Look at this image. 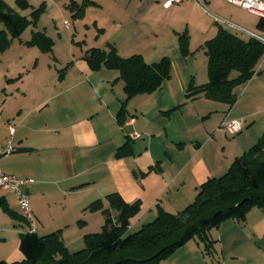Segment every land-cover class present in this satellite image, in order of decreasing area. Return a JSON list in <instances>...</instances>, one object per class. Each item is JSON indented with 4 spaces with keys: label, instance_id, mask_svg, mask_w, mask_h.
<instances>
[{
    "label": "crops",
    "instance_id": "crops-1",
    "mask_svg": "<svg viewBox=\"0 0 264 264\" xmlns=\"http://www.w3.org/2000/svg\"><path fill=\"white\" fill-rule=\"evenodd\" d=\"M3 1L24 16L42 7L35 24L20 31L9 45L0 47V150L8 140L14 147L0 155V167L18 178L32 179L23 189L29 195L34 222L22 232L44 235L57 227L67 229L93 201L99 199L107 207L106 197L113 192L129 203H139L138 212L128 223L129 231L153 220L158 206L178 213L194 199L202 181L225 173L234 158L257 141L260 131L264 132V57L254 75L233 88L236 100L229 105L203 93L185 96L190 83L198 85L208 80L205 52L199 59H191L198 51L189 46L190 53L172 62L170 76L164 78L159 89L131 96L121 110L124 90L118 71L91 69L86 54L94 45L78 49L72 44L73 31L56 23V12L62 5L83 20L88 7L76 14L69 3L84 4L88 0H23L27 7H21L18 0ZM92 1L88 4H94ZM153 1L162 6L167 2ZM176 4H190L195 9L192 21L199 22L201 29L211 18L201 0L174 1L168 8L172 10ZM104 16L116 21L110 12ZM216 17L228 22L231 31L242 37L249 34L239 27L264 36V24L256 23L260 16L253 24L261 31ZM1 24L0 31H5ZM35 32L50 38L49 49L27 43ZM205 33L203 30V43L216 34ZM110 44L120 55L119 45ZM158 90L165 95L156 93ZM233 118H243L244 124L240 132L229 134L221 128V122ZM10 124L14 126L12 134ZM134 132L139 136L132 137ZM124 143L127 152L119 153ZM3 196L8 203V196ZM94 212L97 222L104 223V212ZM86 214L79 218L78 226L82 227L74 234L76 241L92 222ZM50 215L54 225L46 223ZM243 219L229 217L212 227L207 234L214 240L213 249L229 252L232 264H264V206L252 207ZM63 236L67 240L72 237L70 233ZM200 243L196 236L185 243L180 260L183 264L199 258ZM183 246L171 254L183 250ZM22 258L19 250L13 261Z\"/></svg>",
    "mask_w": 264,
    "mask_h": 264
},
{
    "label": "trees",
    "instance_id": "trees-1",
    "mask_svg": "<svg viewBox=\"0 0 264 264\" xmlns=\"http://www.w3.org/2000/svg\"><path fill=\"white\" fill-rule=\"evenodd\" d=\"M18 3L22 4L21 7H27L23 0H18ZM69 6L71 9L76 7L78 14L83 5L71 2ZM41 10V6L34 8L31 17L27 18L0 0V21L6 28L0 31V47L9 45L10 40L18 37L28 24H35ZM262 22L264 18L260 17L256 23L261 26L264 24ZM217 25L216 34L202 44L207 56L208 80L198 85L190 83L185 96L194 97L203 93L208 98L232 105L236 100L233 88L244 84L254 75L259 61L264 57V44L253 36L242 37L221 24ZM7 35L10 37L7 38ZM185 38L186 33L183 32L179 39L182 52L186 55L190 52ZM27 43L44 50L51 46L50 38L41 32H35ZM86 56L91 69L105 67L118 71L124 90L121 110L131 96L159 89L164 78L170 76L167 56L147 62L139 53L119 55L116 47L110 43L107 49L90 47ZM233 71L236 75L230 76ZM127 148V143H124L119 147V153L127 152ZM227 168L222 175L202 181L194 199L180 212L173 213L158 206L155 218L135 231L128 230V223L138 212V201L129 203L118 193H110L106 197L109 202L107 207L99 199L89 205L90 209L104 212L105 221L101 231L83 237L84 247L69 251L61 240L59 229L44 235L28 230L20 232L18 240L23 258L14 261L0 259V264H157L195 236L204 243L205 249L211 251L214 240L207 233L212 227L229 217L244 220L252 207L264 206V132ZM0 206L12 216L29 223L8 206L3 195L0 196Z\"/></svg>",
    "mask_w": 264,
    "mask_h": 264
},
{
    "label": "rangeland",
    "instance_id": "rangeland-1",
    "mask_svg": "<svg viewBox=\"0 0 264 264\" xmlns=\"http://www.w3.org/2000/svg\"><path fill=\"white\" fill-rule=\"evenodd\" d=\"M89 1L90 0L82 4L83 6L81 7L83 9L88 7V13L83 16V20H80L81 15L74 16L75 14H72L67 5L61 4L60 12H56V23L60 28L65 25L69 28V31H73L75 35L72 44L78 49L83 48L84 50L92 45L108 48L109 44H107V41H109L110 43L119 45L120 55L122 56H128L134 52H139L147 62L158 61L163 56H167L170 60V68L172 67V62H176V60L180 61L181 59L183 60V57L187 55L182 52L183 50L179 39V36L183 32L186 33L185 39H187L188 52H190L189 46H191L194 51H198V54H195L191 59H194V57L199 59L198 57L204 55V51H202L203 42L201 41L204 36L202 34L203 30H205V34L212 36L217 32L218 23L223 24L224 27L231 30V27L227 26L228 22L223 20L219 21L216 15L225 18V20L236 21L238 22L237 24H241L244 27L261 31L255 27V24H253L255 20H258V16L242 11L241 8L227 2L226 0H201L204 3V12L211 17L204 21H208V23L203 24L204 29L200 28L199 22L194 23L192 21L195 16V9L190 7V4L186 7L177 6L178 4H176L171 10L168 7L174 1L164 3L163 6L161 3L154 2L153 0H96L100 5H96L95 0H91L94 4H88ZM121 2H125V5H119L122 4ZM13 6H15V4H13ZM73 10H77V8L74 7ZM80 10L82 11V9ZM26 11L29 12L28 9H26ZM109 12L111 16H114L112 18L116 21L106 20L107 18L104 15L107 13L109 15ZM30 17L31 16H27V18ZM214 20H217L218 22H215ZM66 23H69V25ZM1 25L0 22V28L2 27ZM32 36L33 34L30 38H32ZM8 37H10V35H7V38ZM15 43L16 42H14L13 45H15ZM193 61L197 62V60ZM233 75H236L235 71H233L230 76ZM159 91L160 90L156 93L165 95V92L162 91L161 94ZM256 126L257 124L253 127ZM261 133L262 131H260V135ZM1 195L8 196L9 207L18 211L19 215L22 214L17 202H13L14 200L11 192L0 190V196ZM84 210L87 211L82 214H77L74 218L75 222L69 225V228H59L61 240H65V245L69 251L79 250L84 247L85 241L83 237L88 233L101 231L102 224H104L97 222L96 214L94 212H100L101 210L89 208ZM91 212H93V214ZM86 213H88V216L86 217L91 218L92 222L82 229V236L76 241L73 239L74 234L78 231V228L82 227L78 226L80 221L79 218H84L85 215H87ZM53 220L54 218L50 215L47 218L46 223L54 225L55 223H53ZM27 227L29 226L25 221L21 218L19 219L12 216L8 210L3 206H0V259L4 258V260H7L9 258L10 261H13L15 253L19 252V230L22 232V229ZM138 228H140V226L134 227L131 231H135ZM65 233H70L72 237L68 240L64 239L63 234ZM200 242L198 248L199 252H197L199 258L191 264H232L233 259H231V254L229 252L222 253L220 252V249H217L218 251L216 252L213 248L210 251L203 247L204 243L202 241ZM185 249L186 244L183 246V250L162 258L157 264H183L180 260ZM233 264H235V262H233Z\"/></svg>",
    "mask_w": 264,
    "mask_h": 264
},
{
    "label": "built area",
    "instance_id": "built-area-1",
    "mask_svg": "<svg viewBox=\"0 0 264 264\" xmlns=\"http://www.w3.org/2000/svg\"><path fill=\"white\" fill-rule=\"evenodd\" d=\"M171 1H181V0H167L166 3H169ZM227 2L234 4L235 6H238L242 10L252 12L261 18H264V0H226ZM69 25V23H66ZM246 33L249 34V36H253L257 40H259L262 44H264V36L253 33L251 31H246L242 28H238ZM244 124L243 118H233L224 120L221 122V127L225 129L226 132L229 134H236L242 130ZM14 131V126L9 125V133L12 134ZM132 137L139 136V133L134 132L131 134ZM14 147L12 146L11 142L8 140L6 146L0 150V155L8 154L9 151H13ZM32 179H22L14 176L13 174L6 173L2 170L0 167V189L9 190L11 191L18 202L19 208L22 212L21 215H23L27 221L31 224L34 222V218L31 210V203L29 202V195L24 188V185L26 182L31 181Z\"/></svg>",
    "mask_w": 264,
    "mask_h": 264
}]
</instances>
